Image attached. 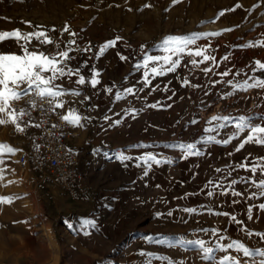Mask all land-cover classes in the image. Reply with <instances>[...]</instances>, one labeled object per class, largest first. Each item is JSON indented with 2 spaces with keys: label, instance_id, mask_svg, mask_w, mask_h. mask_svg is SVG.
<instances>
[{
  "label": "rangeland",
  "instance_id": "1",
  "mask_svg": "<svg viewBox=\"0 0 264 264\" xmlns=\"http://www.w3.org/2000/svg\"><path fill=\"white\" fill-rule=\"evenodd\" d=\"M40 82L81 84L112 123L160 131L173 158L193 154L213 177L244 158L264 184V0H0V264H264L213 225L131 248L139 225L38 185L8 109Z\"/></svg>",
  "mask_w": 264,
  "mask_h": 264
},
{
  "label": "crops",
  "instance_id": "2",
  "mask_svg": "<svg viewBox=\"0 0 264 264\" xmlns=\"http://www.w3.org/2000/svg\"><path fill=\"white\" fill-rule=\"evenodd\" d=\"M41 78L49 79V74L43 72ZM38 84L77 128L69 146L80 157L90 187L83 209L97 208L98 216L108 222L128 218L121 222L129 228L139 225L130 234L131 248H146L156 239L173 242L179 235L199 233L196 228L201 227L204 234V227L213 225L219 234L234 235L238 250L251 249L255 256L264 250V184L254 179V169L247 168L244 158L225 159L220 173L224 177H213L208 167H196L193 154L181 162L173 158L160 131L144 138L137 131L128 134L126 122L112 123L116 118L101 115L99 106L83 100L81 84H69L60 94ZM55 192L60 202L74 203Z\"/></svg>",
  "mask_w": 264,
  "mask_h": 264
},
{
  "label": "built area",
  "instance_id": "3",
  "mask_svg": "<svg viewBox=\"0 0 264 264\" xmlns=\"http://www.w3.org/2000/svg\"><path fill=\"white\" fill-rule=\"evenodd\" d=\"M17 137V162L22 172L30 173L38 185L57 189L62 198L82 204L90 196L80 157L69 143L76 136V126L65 119L43 86L34 85L8 109Z\"/></svg>",
  "mask_w": 264,
  "mask_h": 264
}]
</instances>
